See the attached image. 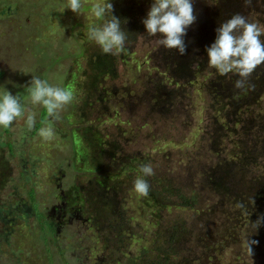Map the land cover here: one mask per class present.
<instances>
[{
	"label": "rangeland",
	"instance_id": "374dc122",
	"mask_svg": "<svg viewBox=\"0 0 264 264\" xmlns=\"http://www.w3.org/2000/svg\"><path fill=\"white\" fill-rule=\"evenodd\" d=\"M94 2L0 0V95L36 118L0 126V264H264V65L237 89L206 51L236 13L264 25V0H192L183 55L147 34L154 0H110L131 39L119 56L87 40ZM33 74L74 90L60 121L31 105Z\"/></svg>",
	"mask_w": 264,
	"mask_h": 264
},
{
	"label": "clouds",
	"instance_id": "9594fccd",
	"mask_svg": "<svg viewBox=\"0 0 264 264\" xmlns=\"http://www.w3.org/2000/svg\"><path fill=\"white\" fill-rule=\"evenodd\" d=\"M253 0H244L245 7H251ZM70 8L77 14L82 13V0H67L62 9ZM92 15L100 21L91 25L86 37L100 47L105 55L119 56L131 44L129 34L121 27V20L114 15V6L110 0H96L91 5ZM197 17L194 14L192 0H154L143 19L147 34L156 37L157 43L166 49H178L185 54L186 43L184 37ZM215 41L206 47L209 57L208 67L215 69L221 76L229 73L238 75L234 87L245 89L255 70L264 65V25L251 20L247 15L236 13L230 19L222 22L216 29ZM31 105L43 106L48 117L53 121L62 119L63 111L76 99L73 89L57 84H50L48 80L34 75L27 86ZM26 115L25 123L32 130L36 123L35 113L25 108V103L19 94L13 95L10 91L0 95V126L10 127L13 122ZM54 129L51 126L41 127L39 136L45 141L54 138ZM138 175L133 182V190L139 197H147L150 193V184L145 177L155 174L151 163L141 164ZM252 203L255 204L252 198ZM264 224L262 214L252 226L258 230ZM246 247L252 255V245L256 240H246Z\"/></svg>",
	"mask_w": 264,
	"mask_h": 264
},
{
	"label": "trees",
	"instance_id": "16d2710c",
	"mask_svg": "<svg viewBox=\"0 0 264 264\" xmlns=\"http://www.w3.org/2000/svg\"><path fill=\"white\" fill-rule=\"evenodd\" d=\"M5 8L2 9V11H4ZM9 11V10H8ZM1 13V12H0ZM47 111L46 109L43 107V112H42V118H43V115L46 114ZM3 165V164H2ZM264 175V173H263ZM193 202V201H192ZM193 204L191 202H189L188 200H184L183 203L181 204V207H190L192 206ZM133 262V261H132Z\"/></svg>",
	"mask_w": 264,
	"mask_h": 264
},
{
	"label": "flooded vegetation",
	"instance_id": "af4514ba",
	"mask_svg": "<svg viewBox=\"0 0 264 264\" xmlns=\"http://www.w3.org/2000/svg\"><path fill=\"white\" fill-rule=\"evenodd\" d=\"M60 217V215H58V217L57 218H59Z\"/></svg>",
	"mask_w": 264,
	"mask_h": 264
}]
</instances>
